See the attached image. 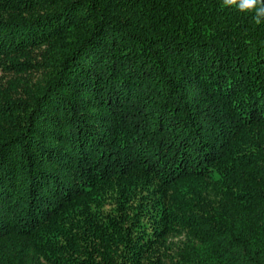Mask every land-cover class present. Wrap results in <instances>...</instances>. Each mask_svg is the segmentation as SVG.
<instances>
[{"label": "trees", "instance_id": "obj_1", "mask_svg": "<svg viewBox=\"0 0 264 264\" xmlns=\"http://www.w3.org/2000/svg\"><path fill=\"white\" fill-rule=\"evenodd\" d=\"M252 16L0 0V264H264Z\"/></svg>", "mask_w": 264, "mask_h": 264}, {"label": "clouds", "instance_id": "obj_2", "mask_svg": "<svg viewBox=\"0 0 264 264\" xmlns=\"http://www.w3.org/2000/svg\"><path fill=\"white\" fill-rule=\"evenodd\" d=\"M222 6H234L242 12H252V19L259 25L264 22V0H222Z\"/></svg>", "mask_w": 264, "mask_h": 264}]
</instances>
